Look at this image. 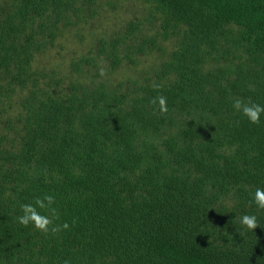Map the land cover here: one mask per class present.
Here are the masks:
<instances>
[{
    "label": "trees",
    "instance_id": "16d2710c",
    "mask_svg": "<svg viewBox=\"0 0 264 264\" xmlns=\"http://www.w3.org/2000/svg\"><path fill=\"white\" fill-rule=\"evenodd\" d=\"M142 3L97 33L109 0H0V264H264V113L233 108L264 105V0ZM66 26L97 43L62 83L33 61ZM46 194L68 229L18 222Z\"/></svg>",
    "mask_w": 264,
    "mask_h": 264
},
{
    "label": "rangeland",
    "instance_id": "374dc122",
    "mask_svg": "<svg viewBox=\"0 0 264 264\" xmlns=\"http://www.w3.org/2000/svg\"><path fill=\"white\" fill-rule=\"evenodd\" d=\"M111 4L98 6L97 12L88 17V23L83 24V30H90L93 27H97V33L99 31H112V28L115 26H119L123 21L133 18L135 15H139L142 7V0H109ZM76 27H81V24L75 25ZM74 26V27H75ZM72 27L66 26L63 29V33L59 35V40L62 44L54 43L52 45L47 44L43 49L39 50L34 57L33 64L35 66H45V65H53L57 67L58 71H62L65 76L62 78V83L72 74V68L68 65L70 58L75 56L79 50H86L88 45H92L96 47L97 40L93 36V42H88V39L82 37L79 39L78 37H72V33H74ZM146 59V58H144ZM137 66V65H136ZM134 67L128 61H121L118 65H116L111 71L110 76L114 78V80H119L122 78V73L124 72H132ZM134 72V71H133ZM108 75V76H109ZM18 96H15V99ZM6 113V112H5ZM4 123L0 118V129H2Z\"/></svg>",
    "mask_w": 264,
    "mask_h": 264
},
{
    "label": "clouds",
    "instance_id": "9594fccd",
    "mask_svg": "<svg viewBox=\"0 0 264 264\" xmlns=\"http://www.w3.org/2000/svg\"><path fill=\"white\" fill-rule=\"evenodd\" d=\"M101 75H104L103 69L101 70ZM158 102L159 111L161 113H167L168 106L166 102V98L164 96H159L154 98L151 103L156 105ZM233 108L242 113L250 123L259 124L261 114L264 113V105H260L258 103H245L241 99H236L233 103ZM255 204L257 210L264 211V188H256L254 193H252V201ZM55 203V197L50 194H46L41 197H36L34 203H25L21 204V211L23 215L17 217L18 222L27 227L29 224L33 225L37 231L48 233L51 231L52 233H57L62 229H68L70 225L68 222H64L62 225L56 226L53 225L54 219H58V213L55 208H52L51 205ZM38 209H42L45 212H49L51 215L41 214ZM239 222L242 227L247 230H255L260 225L258 224L257 216L251 214H244L239 218ZM75 223V221H73ZM49 225H53L51 229H49Z\"/></svg>",
    "mask_w": 264,
    "mask_h": 264
}]
</instances>
